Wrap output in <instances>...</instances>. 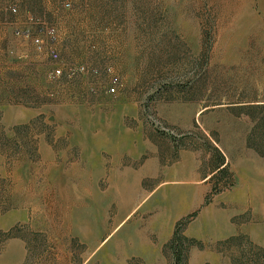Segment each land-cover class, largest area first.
Masks as SVG:
<instances>
[{
	"label": "rangeland",
	"instance_id": "1",
	"mask_svg": "<svg viewBox=\"0 0 264 264\" xmlns=\"http://www.w3.org/2000/svg\"><path fill=\"white\" fill-rule=\"evenodd\" d=\"M0 264H264V0H0Z\"/></svg>",
	"mask_w": 264,
	"mask_h": 264
},
{
	"label": "built area",
	"instance_id": "2",
	"mask_svg": "<svg viewBox=\"0 0 264 264\" xmlns=\"http://www.w3.org/2000/svg\"><path fill=\"white\" fill-rule=\"evenodd\" d=\"M10 9L12 12L16 11V9L14 7L10 8ZM45 33H46V37L48 40V42H47L48 44H45L40 37L33 35L30 29L18 30L16 32V34L19 35L21 38L29 39L37 51L45 52L53 61H56L59 58V54H58L56 48L53 46V44L56 41L55 31H54V29L50 28ZM72 70L74 72H83L84 69L82 67H75ZM60 75H61V69L60 68L52 69V71H51L52 77H59ZM107 92L114 93L115 87L112 85L109 86L107 89Z\"/></svg>",
	"mask_w": 264,
	"mask_h": 264
},
{
	"label": "trees",
	"instance_id": "3",
	"mask_svg": "<svg viewBox=\"0 0 264 264\" xmlns=\"http://www.w3.org/2000/svg\"><path fill=\"white\" fill-rule=\"evenodd\" d=\"M176 252L178 253V255H181L182 254L181 250L180 249H177V248H176Z\"/></svg>",
	"mask_w": 264,
	"mask_h": 264
}]
</instances>
